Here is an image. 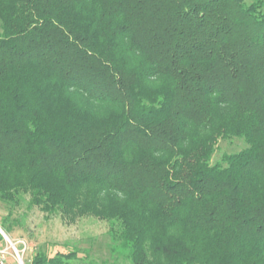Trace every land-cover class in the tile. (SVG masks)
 <instances>
[{
	"label": "trees",
	"instance_id": "trees-1",
	"mask_svg": "<svg viewBox=\"0 0 264 264\" xmlns=\"http://www.w3.org/2000/svg\"><path fill=\"white\" fill-rule=\"evenodd\" d=\"M21 195L116 221L132 264H264V0H0V201Z\"/></svg>",
	"mask_w": 264,
	"mask_h": 264
},
{
	"label": "rangeland",
	"instance_id": "rangeland-1",
	"mask_svg": "<svg viewBox=\"0 0 264 264\" xmlns=\"http://www.w3.org/2000/svg\"><path fill=\"white\" fill-rule=\"evenodd\" d=\"M244 147L238 138L219 140L210 163L224 164L225 155ZM69 218L63 211L41 212L29 203L27 195H21L17 205L0 201V230L5 235H0V249L7 252L5 264H27L35 251H46L50 256L69 254L62 259L63 264H132L128 250L121 245L116 221L92 215Z\"/></svg>",
	"mask_w": 264,
	"mask_h": 264
},
{
	"label": "built area",
	"instance_id": "built-area-1",
	"mask_svg": "<svg viewBox=\"0 0 264 264\" xmlns=\"http://www.w3.org/2000/svg\"><path fill=\"white\" fill-rule=\"evenodd\" d=\"M10 244H12V243L10 242L9 245H10ZM12 245H13V246H12ZM12 245H10V248L13 250V248L15 249V246H14V244H12ZM15 250H16V249H15ZM13 252H14V251H13ZM6 254H7V252H6L5 250L0 249V264H5V261H6ZM14 254H15L17 260L21 262V258H20V256L18 255L17 251L14 252Z\"/></svg>",
	"mask_w": 264,
	"mask_h": 264
},
{
	"label": "water",
	"instance_id": "water-1",
	"mask_svg": "<svg viewBox=\"0 0 264 264\" xmlns=\"http://www.w3.org/2000/svg\"><path fill=\"white\" fill-rule=\"evenodd\" d=\"M0 235L5 236L1 230H0ZM10 245H12V244H10ZM12 246H13V245H12ZM13 251L16 252V250H15L14 248H13Z\"/></svg>",
	"mask_w": 264,
	"mask_h": 264
}]
</instances>
